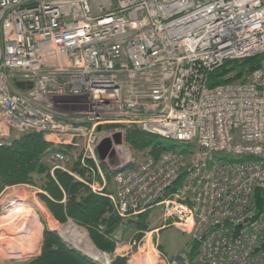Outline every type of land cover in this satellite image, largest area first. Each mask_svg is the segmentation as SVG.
<instances>
[{
    "label": "built area",
    "instance_id": "2783aa9c",
    "mask_svg": "<svg viewBox=\"0 0 264 264\" xmlns=\"http://www.w3.org/2000/svg\"><path fill=\"white\" fill-rule=\"evenodd\" d=\"M263 55L264 0H0V147L41 133L52 172L88 185L78 163L99 193L112 178L121 218L160 209L201 263L264 264V61L246 83L209 85ZM133 126L195 150L138 154Z\"/></svg>",
    "mask_w": 264,
    "mask_h": 264
},
{
    "label": "trees",
    "instance_id": "16d2710c",
    "mask_svg": "<svg viewBox=\"0 0 264 264\" xmlns=\"http://www.w3.org/2000/svg\"><path fill=\"white\" fill-rule=\"evenodd\" d=\"M263 61L264 55L227 62L210 74L209 85L216 87L246 83L262 66ZM156 138L135 126L126 133V141L132 150L138 154L146 153L155 157L171 148ZM56 151L58 150L46 142L45 136L41 133H23L6 139L0 147V194L6 188L19 185L37 188L43 192L39 198L58 222L66 223L71 220L86 228L96 247L112 256L119 242L123 241L121 237L126 227L140 234L149 230L153 220L151 213L155 209L148 210L134 219H123L116 214L117 212L115 213L113 203L105 196L114 191V186L112 190L106 189L105 193L97 194L92 192L88 185L66 172L56 170L52 174L50 158ZM69 168L83 179L90 180L93 176L78 163H72ZM141 237L142 235L139 239ZM195 244L188 262L189 258L194 260L200 255V247L196 242ZM22 264L98 263L66 247L54 233L46 231L42 254ZM112 264H125V259L115 257Z\"/></svg>",
    "mask_w": 264,
    "mask_h": 264
},
{
    "label": "rangeland",
    "instance_id": "374dc122",
    "mask_svg": "<svg viewBox=\"0 0 264 264\" xmlns=\"http://www.w3.org/2000/svg\"><path fill=\"white\" fill-rule=\"evenodd\" d=\"M14 135L17 136L18 134L11 133L9 137L3 138L1 141L4 142L6 139L9 140ZM158 139L162 140L166 145L172 148L175 147L181 150H195L194 146L181 145L176 141L163 140L161 138ZM46 142L50 143L49 141ZM50 144L52 145V143ZM53 173L54 172H52V174ZM69 175L74 177L71 174ZM74 175L77 174L74 173ZM78 177L79 179H83L80 176ZM107 179V189L112 190L113 185H110L112 178L107 176ZM83 180H85L90 186H93L98 182L97 179H94L92 177L90 178V180ZM92 189L93 188H91V190ZM92 192L100 194L96 190H92ZM41 193L43 192H40L37 188H34L32 186L19 185L6 188L5 191L0 194V218L7 215L11 208L18 207L21 203H23L27 206H30V208L35 210V213H37V219H35L34 222L39 225L41 231L37 251H34L32 254L20 258L16 257L15 254L13 255L12 253H10L9 249L6 250V246L3 250L4 253L2 252V250H0V264H22L39 257L43 252V241L46 231L54 233L66 247L81 253L85 257H90L79 249L75 248L67 239L63 237L64 229L68 225L73 224L85 230L87 235L89 236L90 241L93 243L89 231L86 228L77 225L71 220H68L66 223L58 222L50 213L46 205L39 198V195ZM103 193H105V191ZM22 196H25L27 202H21ZM114 211L116 213V210ZM151 215V217L153 218L152 224L150 225L149 230L144 232V234L137 233L135 232V230L126 227L121 237L123 241L119 242L113 256L111 254L100 251L93 243L96 251L102 253L103 255H106L107 258L105 261H96L92 257H90V259L94 260L98 264H112L115 257L124 258L125 264H203L199 261V255H197L194 260H191L189 258V262H187L188 257H190L191 255L192 249L196 245L191 236H188L176 227L167 226L163 221L162 212L156 210V208L151 213ZM140 235H142V237L139 239ZM133 242H136V246L133 245ZM151 252L154 253L155 258L149 255V253Z\"/></svg>",
    "mask_w": 264,
    "mask_h": 264
},
{
    "label": "bare ground",
    "instance_id": "6f19581e",
    "mask_svg": "<svg viewBox=\"0 0 264 264\" xmlns=\"http://www.w3.org/2000/svg\"><path fill=\"white\" fill-rule=\"evenodd\" d=\"M242 50L245 51V48ZM21 202H27L25 196L21 197ZM36 214L30 206L21 203L0 218V250L2 252L7 246L6 250L9 249L10 253L21 258L38 250L41 231L39 225L34 222L37 219ZM63 237L94 260H106V255L96 251L86 231L82 228L70 224L64 229ZM149 255L155 258L153 252Z\"/></svg>",
    "mask_w": 264,
    "mask_h": 264
},
{
    "label": "water",
    "instance_id": "95a60500",
    "mask_svg": "<svg viewBox=\"0 0 264 264\" xmlns=\"http://www.w3.org/2000/svg\"><path fill=\"white\" fill-rule=\"evenodd\" d=\"M17 87L19 89L23 90V89H25V84L24 83H19V84H17ZM115 140H116V143H119L120 142V136L117 135L115 137ZM111 147H112V143H111L110 140H105L99 145L98 152H99L100 159L102 161L105 160V158L107 157L108 153L111 150Z\"/></svg>",
    "mask_w": 264,
    "mask_h": 264
},
{
    "label": "crops",
    "instance_id": "0c3cea01",
    "mask_svg": "<svg viewBox=\"0 0 264 264\" xmlns=\"http://www.w3.org/2000/svg\"><path fill=\"white\" fill-rule=\"evenodd\" d=\"M114 189V188H113ZM114 192V191H113ZM51 213V212H50Z\"/></svg>",
    "mask_w": 264,
    "mask_h": 264
}]
</instances>
